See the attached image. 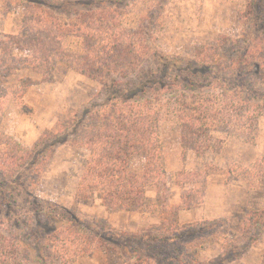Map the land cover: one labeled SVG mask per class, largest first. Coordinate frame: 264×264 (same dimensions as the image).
Returning <instances> with one entry per match:
<instances>
[{
  "label": "trees",
  "instance_id": "16d2710c",
  "mask_svg": "<svg viewBox=\"0 0 264 264\" xmlns=\"http://www.w3.org/2000/svg\"><path fill=\"white\" fill-rule=\"evenodd\" d=\"M5 1L10 14L15 2ZM122 1L24 0L21 32L0 42V264H76L84 258L101 264H205L204 233L220 229L224 221L181 225V211L204 203L208 179L200 189L184 190L179 205L169 202L158 102L164 92L175 95L182 88L186 109L178 116L184 158L190 150L209 149L212 132L224 128L223 102L198 100L195 92L209 86L207 79L221 82L214 70L222 65L214 58L164 61L155 50L160 62L145 67L148 47L138 32L123 25L128 5ZM247 1L242 19L264 22V0ZM70 40L77 46H69ZM209 50L216 53L214 47ZM56 66L102 84V102L47 132L33 147H24L4 132L2 122L11 101L27 111L22 95L29 85L14 90L6 81L22 69L51 71ZM232 94L222 93L230 97L225 106L232 114L241 111L256 122L264 113V95ZM63 144L89 152L76 204L100 201L110 213L130 212L144 205L147 191L155 187L165 199L160 226L134 234L118 232L106 224H88L74 210L38 197L36 190L55 149ZM241 176L254 190L263 188L264 157L242 169ZM243 230L255 234L252 241L264 233V208L246 213Z\"/></svg>",
  "mask_w": 264,
  "mask_h": 264
},
{
  "label": "rangeland",
  "instance_id": "374dc122",
  "mask_svg": "<svg viewBox=\"0 0 264 264\" xmlns=\"http://www.w3.org/2000/svg\"><path fill=\"white\" fill-rule=\"evenodd\" d=\"M10 1L15 4L10 6L12 12L6 14L8 5L0 0V42L19 35L22 28L20 3L24 0ZM124 1L128 7L123 10V25L138 32L148 47L145 67L160 62L153 55L155 50L164 61L214 58L221 63V69L214 70L221 82L207 79L209 86L195 92L198 100L223 102L219 107L221 118L225 119L224 128L212 132L209 149L190 150L184 158L178 116L186 109L182 88L174 92L177 95L164 92L165 97L158 102L162 107L160 134L171 193L169 202L179 205L183 191L200 189L206 177L204 203L180 213L181 225L224 221L220 229L204 233L202 262L264 264V233L252 241L255 234L243 230L246 213L264 208V187L254 190L241 176L242 169L251 168L264 157V113L251 122L241 111L232 114L226 107L230 105H226L230 103L229 96L237 91L242 97L248 93L264 95V22L254 24L242 19L248 12L247 0H123V5ZM68 45L77 46L73 40ZM210 47L216 53H211ZM6 83L14 90L20 84L29 85L22 95L27 111L11 101L2 122L4 132L27 148L47 132L57 131L60 124H70L91 104H99L103 99L102 84L64 66L51 71L22 69ZM242 105L240 102V109ZM88 158L85 148L72 144L57 146L36 195L74 210L88 224H106L118 232L134 234L160 226L165 199L155 187L147 191L146 203L130 212L110 213L100 201L76 204V188ZM76 264L101 262L84 258Z\"/></svg>",
  "mask_w": 264,
  "mask_h": 264
}]
</instances>
